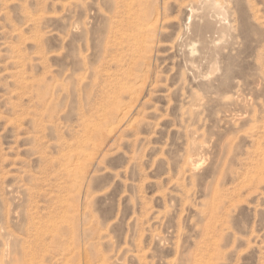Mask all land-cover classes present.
<instances>
[{
  "label": "rangeland",
  "instance_id": "374dc122",
  "mask_svg": "<svg viewBox=\"0 0 264 264\" xmlns=\"http://www.w3.org/2000/svg\"><path fill=\"white\" fill-rule=\"evenodd\" d=\"M0 264H264V0H0Z\"/></svg>",
  "mask_w": 264,
  "mask_h": 264
},
{
  "label": "bare ground",
  "instance_id": "6f19581e",
  "mask_svg": "<svg viewBox=\"0 0 264 264\" xmlns=\"http://www.w3.org/2000/svg\"><path fill=\"white\" fill-rule=\"evenodd\" d=\"M88 126V125H87ZM197 146V145H196ZM201 148H203V147H201ZM193 160V159H192ZM194 164V163H193ZM197 165H198V163H197ZM193 168H195V167H193ZM198 168V167H197ZM75 172H77V171H75Z\"/></svg>",
  "mask_w": 264,
  "mask_h": 264
}]
</instances>
